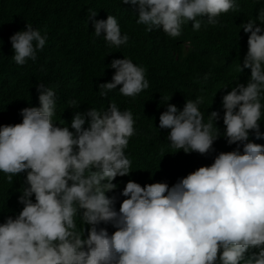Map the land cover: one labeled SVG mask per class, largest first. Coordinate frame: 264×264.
<instances>
[{
    "label": "clouds",
    "instance_id": "1",
    "mask_svg": "<svg viewBox=\"0 0 264 264\" xmlns=\"http://www.w3.org/2000/svg\"><path fill=\"white\" fill-rule=\"evenodd\" d=\"M119 1L146 31L162 29L171 38L186 27L199 31L230 22L222 14L236 10L239 2ZM0 4L55 9V0ZM95 18L93 12L95 38L116 48L128 44L116 17ZM258 19L260 25L249 20L242 26L250 33L248 50L236 69H250V78L222 97L227 152L171 187L166 182L142 187L129 180L123 201L113 181L130 173L125 149L135 134L133 109L121 111L115 103L101 110L81 105V96L92 91V66L78 71L76 47L67 43L64 31H41L35 22L13 35L10 30L11 63L31 62L51 73L30 89L24 87L29 76L18 77L11 85L21 92L4 96L0 104V209L13 196L23 204L16 216L14 210L0 213V264H264V145L249 140V130L264 138L258 123L264 108V12ZM135 63L126 55L112 57L98 85L100 95L112 90L126 100L147 95L152 79ZM68 71H77L81 88L66 87ZM202 102L203 97L187 100L182 110L168 103L160 114L159 127L170 130L167 139L174 149L206 154L221 135L214 123L220 113L212 111L204 122ZM13 107L11 118L21 122L8 124L1 111ZM85 224L86 237L84 227L77 228ZM101 224L116 230L110 234Z\"/></svg>",
    "mask_w": 264,
    "mask_h": 264
},
{
    "label": "trees",
    "instance_id": "2",
    "mask_svg": "<svg viewBox=\"0 0 264 264\" xmlns=\"http://www.w3.org/2000/svg\"><path fill=\"white\" fill-rule=\"evenodd\" d=\"M237 4L236 10L222 14L221 18L230 22L208 25L194 32L186 27L176 38L168 37L162 29L146 31L145 26L137 24L132 13L119 0H55L54 11L45 10L41 5L42 9L0 4L3 35L0 40V104L4 96L21 92L22 88L14 89L15 86L11 85L18 77L29 76L24 87L30 89L34 83L51 73L49 67L31 62L12 64L10 50L13 49L11 43L7 42V33L11 30L13 35L25 30L26 25L33 22L40 24L38 26L42 27L41 31H47V28L62 30L66 34L67 43L76 47L78 71L92 66V91L81 96V105L101 110L115 103L121 111L128 109L126 107L133 109L135 134L129 138L125 149V154L132 162L131 169L128 175L115 178L113 183L117 184V188L113 191L123 201L126 197L121 192L129 180L142 187L154 182H166L171 187L199 167L210 166L220 152H227L228 143L223 136L226 126L223 124L222 97L237 84L246 85L250 78V69L242 72L236 70L237 65L243 66V58L248 50L250 33H245L242 26L249 20H255L260 25L258 17L264 12V0H239ZM93 12H96L97 20H106L108 15L116 17L121 34L129 37L128 44L116 48L95 38L92 21L89 19ZM198 32H213V35L204 38ZM70 52L74 53L73 50ZM84 52L88 53L86 55L89 58ZM125 55L147 70L153 83L152 90L135 100L123 99L114 90L107 96H101L98 85L106 78L110 59ZM77 74V71H68V89L81 88L82 83H76ZM157 84L159 89H156ZM199 97H203L199 108L204 122L208 121L212 111L220 113V119L214 123L221 135L206 154L176 150L167 139L170 130L159 127L160 114L167 109L168 103L182 110L187 100L195 101ZM16 110L17 107L3 108L2 120L7 119L8 124L20 123L18 118H11ZM258 123L260 133L264 134V108ZM87 126L86 122L84 127ZM249 140L264 145V138L257 139L253 130H249ZM236 148L237 145L234 150ZM240 150L242 152V146ZM31 199L35 202V197ZM6 203L8 206L1 208L0 213L14 210L16 216L23 208L18 196L9 198ZM76 219L82 224L79 215ZM83 227L86 237L89 226H77L78 230ZM100 227H106L110 234L116 230L111 224H101Z\"/></svg>",
    "mask_w": 264,
    "mask_h": 264
}]
</instances>
